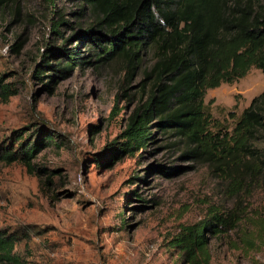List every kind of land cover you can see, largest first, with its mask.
<instances>
[{"label": "rangeland", "instance_id": "rangeland-1", "mask_svg": "<svg viewBox=\"0 0 264 264\" xmlns=\"http://www.w3.org/2000/svg\"><path fill=\"white\" fill-rule=\"evenodd\" d=\"M50 1L59 14L52 15ZM79 7V0H12L0 12V77L17 90L7 102L0 99V145L13 144L19 131L54 141L33 160L38 172L0 162V231L28 232L31 242L15 248L21 264H176L165 242L180 226L201 221L211 206L233 208L235 198L212 162L180 158L183 148L173 135H158L113 167L95 164L140 102V76L127 77L121 61L76 67L51 92L33 76L46 44L60 43L53 19L62 15L72 26L62 24L60 32L74 36ZM70 40L78 46L79 39ZM262 91L264 75L252 68L232 84L207 90L204 103L220 128L231 129L229 114L239 116ZM246 197L244 207L264 204L263 192ZM237 234L212 239L211 264H264V242L248 249L236 243Z\"/></svg>", "mask_w": 264, "mask_h": 264}, {"label": "trees", "instance_id": "trees-1", "mask_svg": "<svg viewBox=\"0 0 264 264\" xmlns=\"http://www.w3.org/2000/svg\"><path fill=\"white\" fill-rule=\"evenodd\" d=\"M79 1L76 34L64 38L61 25H72L62 15L54 18L52 32L60 43L46 44L33 76L49 92L76 67L121 61L127 77L140 76V102L123 131L95 155V164L113 167L154 144L158 135H173L183 148L180 158L212 162L226 177L235 205L211 206L201 221L180 226L165 242L167 254L176 253V264H211L212 239L235 232L236 243L248 249L264 242V204L243 205L246 196L264 193V91L239 116L229 114L234 120L231 129L220 128L204 103L207 90L232 84L252 68L264 75V0ZM11 2L0 0V12ZM50 8L52 15L60 13L52 1ZM73 37L79 39L78 46H72ZM84 48L89 56H84ZM147 57L150 65L145 64ZM11 86L0 77L1 101L17 94ZM20 132L14 133L13 144L0 145V162L42 170L33 160L54 142L52 135L32 140V135L24 138ZM158 171L170 175L162 167ZM129 196L139 198L135 191ZM32 232L40 235V229ZM28 236L0 231V264H21L15 248L29 244Z\"/></svg>", "mask_w": 264, "mask_h": 264}]
</instances>
